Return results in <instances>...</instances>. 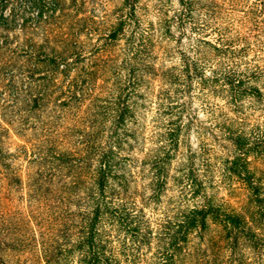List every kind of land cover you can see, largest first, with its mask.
Instances as JSON below:
<instances>
[{
  "label": "trees",
  "instance_id": "16d2710c",
  "mask_svg": "<svg viewBox=\"0 0 264 264\" xmlns=\"http://www.w3.org/2000/svg\"><path fill=\"white\" fill-rule=\"evenodd\" d=\"M108 1L0 0V264L264 263V0Z\"/></svg>",
  "mask_w": 264,
  "mask_h": 264
},
{
  "label": "rangeland",
  "instance_id": "374dc122",
  "mask_svg": "<svg viewBox=\"0 0 264 264\" xmlns=\"http://www.w3.org/2000/svg\"><path fill=\"white\" fill-rule=\"evenodd\" d=\"M98 4L100 2V0H95ZM118 0H110L107 3V6H109L110 8L113 6V4L115 2H117ZM157 0H139V4L142 5V8L139 10V12L142 14L143 13V17L146 20H155V16L153 15V6L156 3ZM102 2H104V0H102ZM172 4L175 6L176 5V0H171ZM102 5H95V9L100 8ZM238 8H242L238 7ZM228 13V15L232 18H236L238 15H240L239 12L237 11H225L224 13L220 14L222 16H225V14ZM224 20V18H223ZM216 21H219V17H216ZM224 24H226L224 22ZM205 38L207 39H214L213 38V32L211 30H209V28H206L204 30L203 33H201ZM252 52H249L247 56H251ZM214 101L218 104H222V99L218 96H216V98H214ZM247 101V100H246ZM194 103L196 104V106H199V101L195 100ZM247 103V102H246ZM223 110L225 112H228V114H231V112L229 111L228 107H224ZM251 115L249 116V122H252L254 118H257L258 121L263 120L264 115L262 113L261 110H255V111H251ZM198 114L200 116V118L206 120L209 119L207 112L198 109ZM149 115L150 113L147 114V118H146V122L149 119ZM211 126V125H210ZM208 127V125H207ZM205 130V128H204ZM209 130H211L212 132H214L213 134H210L208 131L205 130L206 133L201 134L200 137L197 138V134H194L192 131H190L189 134V141L191 142L192 146L194 148L197 149V145L199 143V139H203V141L207 144V147L209 148V152L212 154V156H214V158H211V163L214 166V171L217 174V171L220 170L219 169V162L216 160L217 158H219L220 156H223L224 154H228L231 151V146L230 143L224 139V134H220V131H218V129L216 128H211L209 127ZM13 138H15V136H12ZM208 152V154H209ZM217 157V158H216ZM253 159V158H252ZM252 166L255 168V170L261 174L262 176V181H263V188H264V157L263 158H256L252 160ZM264 191V190H263ZM238 190H233L230 193V190L224 188V187H220L219 189V194L224 196L227 200H229L230 202L235 203V200L238 198L235 195L238 194L237 193ZM264 235V234H263ZM262 252L264 253V250H262ZM208 256H206L205 259H210L211 255L214 256L212 253L207 251ZM247 255V254H246ZM251 255L250 253L248 254V256ZM263 258H264V254H263ZM264 264V263H262Z\"/></svg>",
  "mask_w": 264,
  "mask_h": 264
}]
</instances>
